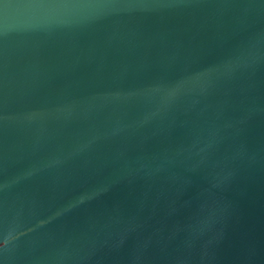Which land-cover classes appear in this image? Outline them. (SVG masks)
I'll return each instance as SVG.
<instances>
[{"label": "water", "instance_id": "water-1", "mask_svg": "<svg viewBox=\"0 0 264 264\" xmlns=\"http://www.w3.org/2000/svg\"><path fill=\"white\" fill-rule=\"evenodd\" d=\"M0 264H264V0H0Z\"/></svg>", "mask_w": 264, "mask_h": 264}]
</instances>
